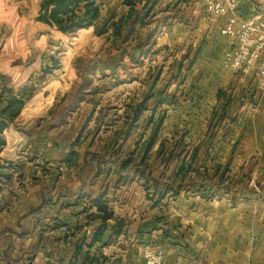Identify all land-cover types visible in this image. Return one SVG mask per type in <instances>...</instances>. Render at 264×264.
I'll return each mask as SVG.
<instances>
[{"label":"crops","instance_id":"obj_1","mask_svg":"<svg viewBox=\"0 0 264 264\" xmlns=\"http://www.w3.org/2000/svg\"><path fill=\"white\" fill-rule=\"evenodd\" d=\"M153 1L123 52L92 28L0 52V113L34 89L12 121L0 116V264H144L146 247L164 264H264V89L225 67L237 44L222 34L229 15ZM107 2L103 13L126 15L122 0ZM236 15L264 21V0H241ZM56 45L73 54L43 74ZM159 117L146 176L119 174ZM183 159V185L155 203L145 178L171 180Z\"/></svg>","mask_w":264,"mask_h":264},{"label":"trees","instance_id":"obj_2","mask_svg":"<svg viewBox=\"0 0 264 264\" xmlns=\"http://www.w3.org/2000/svg\"><path fill=\"white\" fill-rule=\"evenodd\" d=\"M153 4V0H122L121 5L128 7V11L126 15L116 17L115 12L110 9L103 13L104 7L108 5L107 0H40L36 21L55 28L63 34H75L79 30L92 28L96 36H105L111 30V46L118 52H123L135 39L140 38L139 31L141 28L152 22ZM138 6L141 8L139 9ZM138 47L143 48L141 44ZM49 59L53 63V68L55 63L52 58ZM52 68L46 67L43 74H48ZM33 92L34 89L28 87L23 89L20 94L10 96L7 100V106L1 111L0 116L12 121L19 114L24 103L31 98ZM162 123L163 118L159 117L155 121L148 138L140 145L138 154L141 156L140 161L137 163L130 156L121 164L119 174L127 175L133 172L137 173L138 176H146L145 173L150 167L147 166L145 160L158 137ZM163 148L164 146L161 144L157 156L165 153ZM179 156L180 153L178 152L170 153L171 160L179 158ZM191 156L193 158L194 154ZM190 165V162L181 160L171 180L163 178L156 181L145 178V190L149 191L152 188L154 193L157 192L155 203L162 201L169 193H171V197L177 194V192L173 193V190L183 185L185 177L191 169ZM159 187H161L160 191H158ZM103 229L104 227L97 232V237L102 235Z\"/></svg>","mask_w":264,"mask_h":264},{"label":"built area","instance_id":"obj_3","mask_svg":"<svg viewBox=\"0 0 264 264\" xmlns=\"http://www.w3.org/2000/svg\"><path fill=\"white\" fill-rule=\"evenodd\" d=\"M204 10L212 17L229 15L222 34L235 39L234 51L225 61V67L239 75L254 73L257 86L264 89V21L249 22L239 18L236 10L241 0H201ZM144 264H164L161 250L143 249ZM175 264H183L178 260Z\"/></svg>","mask_w":264,"mask_h":264},{"label":"rangeland","instance_id":"obj_4","mask_svg":"<svg viewBox=\"0 0 264 264\" xmlns=\"http://www.w3.org/2000/svg\"><path fill=\"white\" fill-rule=\"evenodd\" d=\"M39 3L40 0H0V52L4 48L5 50L3 53L6 52L9 55H11V53H20L23 55V52L26 51L29 45L33 46V44L39 40L40 36H53L54 29L36 21ZM69 38L67 44H74L76 42L74 39H78L77 36ZM52 49L54 51L52 56L55 64L51 72L52 75L55 76V70L58 69L57 61L63 57L69 59L73 52L69 51V53L64 55L62 54L63 49L58 45L52 46L51 50ZM33 50L36 53L34 54L32 51L30 55L27 56L26 60L28 61L25 63L29 61V63H31L38 58V51H35V49ZM91 54L92 53L87 50V55ZM16 57L20 58V55ZM19 60L17 59V63ZM49 64L51 66L53 65L52 62H49Z\"/></svg>","mask_w":264,"mask_h":264}]
</instances>
